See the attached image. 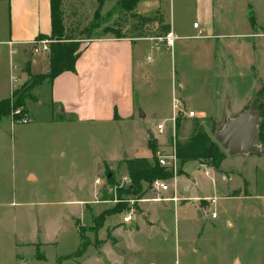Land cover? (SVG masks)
Masks as SVG:
<instances>
[{
    "label": "rangeland",
    "instance_id": "1",
    "mask_svg": "<svg viewBox=\"0 0 264 264\" xmlns=\"http://www.w3.org/2000/svg\"><path fill=\"white\" fill-rule=\"evenodd\" d=\"M221 2L220 5V0H215L218 21L223 2L226 5L224 8H227L223 30L232 33L253 31L261 36V47L264 49V0ZM110 3H107V8L111 6ZM101 6H98V2L92 5L73 3L61 8L65 31L75 40L79 50L85 40L96 36H114L117 30L121 34H135V28L139 26L148 35L161 33L157 16L149 12L150 9L144 4L137 6L138 13H126L119 9L102 11ZM167 9L169 13V7ZM63 14L67 20L63 21ZM164 14L167 18L165 11ZM217 26L216 29H219ZM172 54L169 53L166 67L164 62L160 63L157 80L143 84L135 81V104L145 115L137 112L132 121L38 123L50 114L44 101L49 91V81L46 80L34 87L31 98L26 100L27 123L12 124L8 117L1 119L0 264H111L106 252L99 250L104 242L105 230L110 234L109 220L115 214L122 217L128 203L132 207L138 204L137 197L132 194H122L119 199L115 195L116 188L131 185L129 180L120 179L126 174L124 169L120 171L123 160L127 156L130 158L132 153L139 155V151L146 148L155 162L156 152L165 151L167 154V147L172 145L171 81L172 71L178 66L177 56ZM47 56L42 54L44 68L30 71L32 74H42L48 70ZM144 56L150 58L145 66L152 67L154 54L151 45L147 46ZM249 56L252 67L243 65L241 70L244 76L234 88L240 102L245 98L251 100L264 83L263 54L256 51ZM27 60H30L29 56ZM252 75L255 77V90ZM24 85L21 84L17 90L22 91L26 87ZM2 92L3 75L0 76V94ZM41 101L44 104H40ZM181 110V115H184L189 109L182 107ZM186 117L191 119L184 125L186 129L191 127L192 120H198L211 136L225 123L222 115L199 116L194 112V116ZM157 122L165 125L162 133L155 128ZM146 129L155 136L144 139ZM257 157L263 159V156ZM178 165L182 167L179 166L177 174L187 177V180L179 181L182 196L189 192L200 197L213 195L216 202L206 207V213L201 208L200 212H196L193 207L189 210L184 207L176 212V217L169 216L166 233L141 229L133 236L115 235L118 240H128L138 248L133 255L135 257H126L125 264H264V162L254 164L234 160L225 163V169L230 167L240 171L250 182L251 186H247L243 180L239 188L228 182L229 187H233L227 192L229 196H240L245 192L249 194L250 198L242 201L222 199L219 191L212 192L211 182L197 162L180 161ZM28 172H32L36 179H28ZM242 174L224 171V177L232 178V181ZM192 178H197V184L187 183ZM96 179L99 181L97 187L94 184ZM162 180L173 184L170 175ZM152 182L139 181L140 198L153 188ZM135 188H138L137 184ZM104 191H112L114 200L103 202L106 208L95 216L99 220L96 224L93 221L95 217L89 220V213L83 212V207L85 210L86 207L78 200L87 201L88 204L93 200L94 193V200L98 202ZM149 205L156 209L159 204ZM211 211L217 215L216 219L210 218ZM102 214L103 218L100 219L99 215ZM200 223H204L205 228L203 235L196 240L193 237L194 228L199 229ZM78 228L86 246L80 257L72 256L80 243ZM193 248L197 251H193Z\"/></svg>",
    "mask_w": 264,
    "mask_h": 264
},
{
    "label": "crops",
    "instance_id": "2",
    "mask_svg": "<svg viewBox=\"0 0 264 264\" xmlns=\"http://www.w3.org/2000/svg\"><path fill=\"white\" fill-rule=\"evenodd\" d=\"M109 1H111V6L107 8ZM117 1L103 0L101 10H115ZM96 2L97 0H62L61 8L73 3L92 5ZM139 4H144V7L150 9L149 12L151 13L156 10L162 12L166 23L169 24V32H172L176 37L173 46L168 47L164 42L157 40V36L154 35L139 37L133 34H123V37L120 38L104 35L85 40V44L75 61V70L73 72L63 71L51 83L48 82V96L44 101L50 114L45 120L38 123L71 124L74 122H111L112 120L132 121L137 112L144 116L145 114L135 104L134 83L136 80L142 84L149 80H157L159 78V65L164 62V66H167L169 53H173L178 59V66L172 71L171 93L172 97L176 95L180 108L189 109L184 112V115L182 114L184 117L187 116L188 111H193L199 116L209 114L220 117L222 115L224 118L221 119L225 122L227 119L239 115L247 103L250 104L252 99L245 98L244 101L240 102L238 95H235L234 88L244 76L243 70H241L243 65L251 66L252 61L249 55L257 51L264 56L261 36L250 30L242 33L224 31L223 25L227 20V8H224V6L226 7L224 2L218 13L220 15L219 21L216 18L217 5H215V0H139L133 10L134 12H139L136 11ZM123 12L127 13L128 11L123 10ZM65 19L67 20L63 14V21ZM193 23H197V27H193ZM216 25L219 29H216ZM50 33L51 0H0V76L3 75V92L0 94V100L9 98L11 71L17 78L13 87L19 89L21 84L29 78L27 63L29 71L34 72L43 67L42 54L47 56V53L33 54L26 43L38 39L39 36L48 37ZM8 41L15 43L13 45L16 50L15 53L11 52V47L7 45ZM148 45H151L154 54V63L150 68L145 66L150 58L144 56V51L147 50ZM27 56L30 60H27ZM12 66L15 68L12 69ZM254 79L255 77L252 75L255 90ZM40 104H44V102L41 101ZM58 106L61 109L60 113L56 112ZM26 110H28L27 103ZM114 113L117 118H114ZM153 117L155 116L153 115ZM186 118V123L191 121L188 117ZM190 130L191 127L189 129L184 128V137L188 136ZM148 131L146 129L144 139L149 138L150 135L155 136ZM167 148L170 151V146ZM160 153L165 154L166 152ZM138 154L132 153L130 158L127 156L123 160L120 171L124 169L126 174L124 177H120L121 181L125 178L130 181L126 160L144 157L154 162L146 148L139 151ZM234 160H238L239 163L250 161L255 164L264 162V156L262 159L257 157V154L226 155L218 170H215L208 162L189 161L197 162L198 166L204 169V175L211 182V191H219L222 194V199L248 200L250 196L249 194L246 195V192L240 196L227 194L230 188L242 186L243 180L247 186H251L240 171L230 167L229 169L224 168L226 162ZM186 162L188 161L184 163ZM226 170L235 171L242 176L237 175L238 179L232 181V178L224 177ZM27 177L28 179L32 178V180L36 179L32 172H28ZM182 179L187 180V177L184 174H177L175 192L173 191V184L169 185L167 191L149 189L142 198H137V205L132 207L128 203V208L125 209L126 212L122 217L113 215L112 219L109 220L110 234L105 230L104 242L99 247V250L103 249L106 252L107 260L111 264H125L126 257H135L133 255L138 251L136 245H132L128 240H118L115 235L133 236L141 229L166 233L168 229L167 218L171 215L173 218L176 217V212L178 213L184 207H187V210L193 207L196 212H200L201 208L206 213V207L209 204L203 199L205 197L215 198V196L200 197L199 194H190V192L182 196V191L179 190V181ZM188 182L197 184V178H192ZM228 182H231L233 187H229ZM111 192L104 191L102 195ZM102 195L98 202L94 200V193L93 200L88 204L87 201L78 200L81 205L86 207V210L83 207V212L89 213V220L106 208L103 202L114 200L102 199ZM173 195L177 197L176 201L171 199ZM129 201L133 202V200ZM154 203L159 204L158 209L149 205ZM94 206L96 207L94 208ZM130 210L131 219L124 222L123 217ZM210 218L216 219L217 215L213 218L210 216ZM84 219L86 220L85 217ZM198 225L199 229L195 227L193 234L196 240L203 235L205 228L204 223ZM211 228L214 229L212 226ZM193 251L196 252L197 250L193 248ZM107 263L109 262L107 261Z\"/></svg>",
    "mask_w": 264,
    "mask_h": 264
},
{
    "label": "trees",
    "instance_id": "3",
    "mask_svg": "<svg viewBox=\"0 0 264 264\" xmlns=\"http://www.w3.org/2000/svg\"><path fill=\"white\" fill-rule=\"evenodd\" d=\"M138 1L139 0H118L114 9L131 12L135 9ZM97 2L100 7L103 0H97ZM61 4L62 0H51V33L48 36L49 38L39 36V38H48L51 40L48 51V70L42 74H32L29 71L27 63V75L29 78L26 81L27 83H24L26 87L22 91L16 89L12 100L10 98L0 100V121L3 117L10 118L11 112L16 109L20 110V114L13 118L14 123L18 122L22 117L27 118L26 100L31 98V90L34 87L41 85L45 80L51 83L52 80L63 71L73 72L75 70V61L81 50L77 48L75 40L72 37H69L65 31L62 23ZM153 14L157 16V23L159 24L161 32L160 35L154 36H164L169 32V24L164 23L163 14L159 10H156ZM251 25H253L252 21ZM135 31L136 33L133 34L134 36L145 37L148 35L143 32L142 28L139 26L135 28ZM113 35L117 38L123 37V34L118 30L115 31ZM250 103L252 104L253 113L259 115L255 145L264 147V83L256 91ZM114 118H117L115 113ZM186 121L187 118L181 114H178L174 121L175 152L179 162L189 160L206 161L211 164L215 170H218L222 160L227 154L214 140L213 136H211L206 129L200 125L198 120H192L190 133L188 136L184 137L183 132ZM217 130H214V132ZM126 166L131 185L126 188H116L114 191L117 199H119L118 197L122 194H132L133 196L140 198L139 181L145 180L151 182L155 178L165 179L170 175V172H168L165 167L159 165L158 161L151 162L144 157L128 159L126 160ZM135 184L138 185V188H135ZM113 197L114 194H112V192L107 195H102V199H113ZM103 215L104 214L99 215L101 216L100 219L103 218ZM93 221L96 224L99 223L97 217H95ZM78 234L80 243L72 256L80 257L84 254L86 246L83 244L85 238L80 228H78ZM57 264L60 263L58 262Z\"/></svg>",
    "mask_w": 264,
    "mask_h": 264
},
{
    "label": "built area",
    "instance_id": "4",
    "mask_svg": "<svg viewBox=\"0 0 264 264\" xmlns=\"http://www.w3.org/2000/svg\"><path fill=\"white\" fill-rule=\"evenodd\" d=\"M193 27H197V23H193ZM262 36H264V33L262 34ZM157 40L164 42L168 47H172L173 43L176 39V37L174 36V34L172 32H168L166 33L164 36L161 37H157ZM51 40L46 39V38H38L35 40H32L30 42H27L26 44H28V46L30 47V51L33 54H38V53H47L49 51V44H50ZM15 43L12 41H8L7 45H9L11 47V52L15 53L16 50L13 48V45ZM15 66H12V69H14ZM10 89H9V95H10V99L12 100L14 98V93L16 88L13 87V83L17 82V78L16 75L11 71L10 74ZM181 108L179 107V101L177 100V98L173 95L172 97V120H173V131H172V136H171V140H172V145H170V151L167 154H162L160 152H156L157 153V161L158 164L161 166H164L168 172H170V178L173 179V191L175 192L176 188H175V179L177 176V172L179 170V160L176 156V152H175V126H174V121L176 116L178 115L179 112H181ZM20 114V110L16 109L13 110L11 112V123L13 124V118ZM187 116H194V112L193 111H188L187 112ZM19 123H27V118L26 117H22L21 119L18 120ZM156 130L159 133H162L164 131L165 125L163 122H159L156 124L155 126ZM128 180L127 178L124 179ZM95 184H99L98 179L95 180ZM152 186L154 189L156 190H160V191H167L169 189V184H167L166 181L160 179V178H155L152 182ZM172 200L176 201L177 197L175 195H173V197L171 198ZM204 201H206V203L210 204H214L216 202V199L214 197H210V198H204ZM211 217H216V214L214 211H212L210 213ZM131 219V210L127 212V214L123 217V221L127 222Z\"/></svg>",
    "mask_w": 264,
    "mask_h": 264
},
{
    "label": "water",
    "instance_id": "5",
    "mask_svg": "<svg viewBox=\"0 0 264 264\" xmlns=\"http://www.w3.org/2000/svg\"><path fill=\"white\" fill-rule=\"evenodd\" d=\"M249 16V14H248ZM56 112H61L58 106ZM259 115L250 103L239 115L229 118L214 132L213 138L227 155L257 154L264 156V147L255 145ZM153 137L150 135L149 138Z\"/></svg>",
    "mask_w": 264,
    "mask_h": 264
}]
</instances>
